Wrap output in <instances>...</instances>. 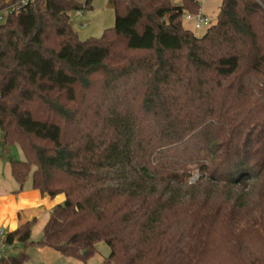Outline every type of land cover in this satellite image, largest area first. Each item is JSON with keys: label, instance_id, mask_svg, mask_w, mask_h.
<instances>
[{"label": "trees", "instance_id": "trees-1", "mask_svg": "<svg viewBox=\"0 0 264 264\" xmlns=\"http://www.w3.org/2000/svg\"><path fill=\"white\" fill-rule=\"evenodd\" d=\"M15 0H0V10ZM108 0L114 25L80 40L91 0H34L0 22L1 146L23 188L61 203L0 264L48 247L101 264H264V0H221L201 36L197 0ZM198 173L196 182L189 177Z\"/></svg>", "mask_w": 264, "mask_h": 264}, {"label": "rangeland", "instance_id": "rangeland-1", "mask_svg": "<svg viewBox=\"0 0 264 264\" xmlns=\"http://www.w3.org/2000/svg\"><path fill=\"white\" fill-rule=\"evenodd\" d=\"M200 5L201 14L207 16L211 23L216 21V16L219 10L221 0H197ZM175 5L180 4L179 0H172ZM91 7L80 13H71L70 20L73 30L77 33L80 40L89 38H99L106 29H110L114 25L115 14L108 0H91ZM182 25L185 29L192 31L195 35L201 36L205 33L206 27L194 29L192 24L182 19ZM2 133L0 132V141ZM12 157L17 160L23 159V153L17 144L1 146L0 144V180L9 181L10 185L17 186L9 170V159ZM198 173L194 172L189 177L188 183L196 182ZM26 183H30V177ZM47 220V213L42 211L34 219L31 227L30 241H37L41 238L42 228ZM0 251L8 255H16L23 251L24 246L21 243L8 245L4 243L8 229L0 227ZM29 260L24 264H101L104 258L110 253L108 245L101 241L96 245L95 254L87 261L83 262L75 258L65 257L55 250L45 247L41 251L36 250V247L27 249Z\"/></svg>", "mask_w": 264, "mask_h": 264}, {"label": "crops", "instance_id": "crops-1", "mask_svg": "<svg viewBox=\"0 0 264 264\" xmlns=\"http://www.w3.org/2000/svg\"><path fill=\"white\" fill-rule=\"evenodd\" d=\"M17 189L18 185H10L8 179L0 180V227L8 229V232L23 222L36 219L42 211L47 213L48 219L53 205L61 203L64 199L62 194L55 198L41 195L38 190L30 187V183L26 182L20 191ZM42 248L45 247H36V250L41 251Z\"/></svg>", "mask_w": 264, "mask_h": 264}, {"label": "built area", "instance_id": "built-area-1", "mask_svg": "<svg viewBox=\"0 0 264 264\" xmlns=\"http://www.w3.org/2000/svg\"><path fill=\"white\" fill-rule=\"evenodd\" d=\"M34 0H15L13 3L8 4L6 7L0 10V22H3L8 15H19L28 12L32 9ZM80 13V11L75 12ZM183 19L192 24L194 29H200L206 27V29L212 24L210 19L198 12L197 14L184 13ZM1 234V231H0ZM2 253L0 251V258Z\"/></svg>", "mask_w": 264, "mask_h": 264}, {"label": "water", "instance_id": "water-1", "mask_svg": "<svg viewBox=\"0 0 264 264\" xmlns=\"http://www.w3.org/2000/svg\"><path fill=\"white\" fill-rule=\"evenodd\" d=\"M3 138H4V135L2 134L1 139H3Z\"/></svg>", "mask_w": 264, "mask_h": 264}]
</instances>
